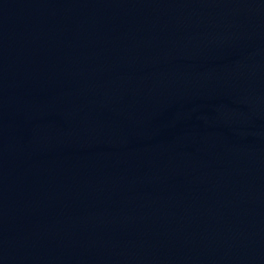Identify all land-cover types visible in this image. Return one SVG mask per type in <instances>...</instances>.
<instances>
[{"label":"water","instance_id":"water-1","mask_svg":"<svg viewBox=\"0 0 264 264\" xmlns=\"http://www.w3.org/2000/svg\"><path fill=\"white\" fill-rule=\"evenodd\" d=\"M0 264H264V0H0Z\"/></svg>","mask_w":264,"mask_h":264}]
</instances>
